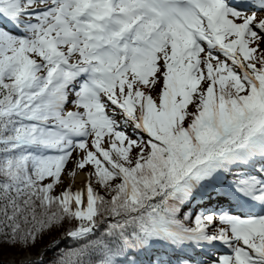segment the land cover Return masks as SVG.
Wrapping results in <instances>:
<instances>
[{
    "label": "snow or ice",
    "instance_id": "6c2138e0",
    "mask_svg": "<svg viewBox=\"0 0 264 264\" xmlns=\"http://www.w3.org/2000/svg\"><path fill=\"white\" fill-rule=\"evenodd\" d=\"M0 264H264V0H0Z\"/></svg>",
    "mask_w": 264,
    "mask_h": 264
},
{
    "label": "rangeland",
    "instance_id": "374dc122",
    "mask_svg": "<svg viewBox=\"0 0 264 264\" xmlns=\"http://www.w3.org/2000/svg\"><path fill=\"white\" fill-rule=\"evenodd\" d=\"M82 179H83V176L82 175L76 177V181H75L76 187H79L80 182H81Z\"/></svg>",
    "mask_w": 264,
    "mask_h": 264
},
{
    "label": "trees",
    "instance_id": "16d2710c",
    "mask_svg": "<svg viewBox=\"0 0 264 264\" xmlns=\"http://www.w3.org/2000/svg\"><path fill=\"white\" fill-rule=\"evenodd\" d=\"M44 243H47V238L46 240L44 241ZM44 243H42L41 245H39V247H43L44 246ZM51 257V253H48V256L46 257L47 258H50Z\"/></svg>",
    "mask_w": 264,
    "mask_h": 264
}]
</instances>
